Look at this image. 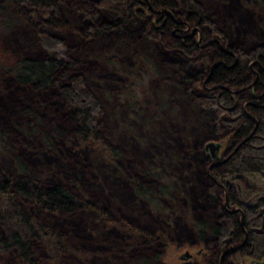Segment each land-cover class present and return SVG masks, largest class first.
<instances>
[{"label":"rangeland","instance_id":"obj_1","mask_svg":"<svg viewBox=\"0 0 264 264\" xmlns=\"http://www.w3.org/2000/svg\"><path fill=\"white\" fill-rule=\"evenodd\" d=\"M201 1L227 43L239 53L264 42L260 16L251 1ZM10 6L14 14L32 18L11 28L0 25V66L15 57H42V37H60L76 61L60 84L83 83L95 93L102 142L119 146L121 151L114 161L109 160L95 144L75 135L60 87L35 90L0 72L4 140L0 139V181L15 171L18 156L39 181L64 184L88 203L72 216L54 218L66 243L58 256L52 250L47 258L45 248L32 238L35 259L40 264H140L158 253L155 263L204 264L216 242L211 233L198 240L189 219L210 216L222 220L227 213L223 188L210 184L213 178L204 146L207 141H220L221 151L235 147L233 130L221 121L224 113L216 106L206 108L209 101L200 83L208 55L185 62L182 54L154 35L155 21L136 14L101 33H86L90 24L118 18L121 10L117 6L85 7L64 0L60 5L63 22L58 26L43 24L47 8L35 11L25 2ZM192 64L199 68L198 78L190 76ZM253 94L246 88L241 96L248 100ZM134 177L157 181L155 185L169 186L173 180V197L167 192L160 199L155 197L163 210L137 195ZM231 180L240 187L243 200L253 204L264 197L260 174L241 172ZM20 203L30 214L43 216L27 201ZM3 232L0 225V236ZM229 263L254 264L237 253ZM0 264L23 263L10 250L0 252Z\"/></svg>","mask_w":264,"mask_h":264},{"label":"trees","instance_id":"obj_2","mask_svg":"<svg viewBox=\"0 0 264 264\" xmlns=\"http://www.w3.org/2000/svg\"><path fill=\"white\" fill-rule=\"evenodd\" d=\"M64 0H0V25L4 28H11L13 25L22 24L23 21H30V14L17 15L12 11L11 4L25 2L29 8L35 11L39 8H47V18L43 24L58 26L63 22L60 12V5ZM84 4L85 7H99L101 4L117 6L121 10L119 17L111 20H102L99 23L90 24L87 34H98L102 30L112 28L126 22L133 14L138 18L146 17L148 21H155L154 35L159 36L166 42L170 50L182 54L187 61L199 54L208 55L207 67L203 78L213 65L212 74L207 85L223 86L216 87L215 91H204V97L208 99L207 109L224 113L221 121L233 130L232 134L236 141V147L229 158L210 169L212 178L219 181L223 173H256L264 175V107L255 108L249 106L248 112L257 118L255 124L252 118L245 116L242 103L246 99L241 96L242 92L232 93L241 86H248L253 80L255 73H259L258 81L252 84V88L258 92H263L259 101L264 102V42L247 48L245 51H238L234 45L228 44L222 31L217 29L209 12L205 9L201 0H74ZM259 13L260 26L264 29V0H249ZM109 3V4H108ZM155 9H167L178 13L176 16L184 18L187 22L198 25L202 31V36L211 39L212 35H218L220 42L232 51L237 52V61H233L232 55L221 53L218 50L217 42L212 41L208 47L198 48L192 40L181 39L171 33L175 26L169 17L162 14L163 19L157 18L149 7ZM40 46L44 49L42 57H15L9 64H2L0 72L9 73L15 82L21 85H30L32 89H47V87H60L66 103L70 108L69 120L75 126L74 133L82 141L91 142L102 153V156L109 160H115L120 154L119 146L102 142L101 127L99 125L100 109L93 91L77 82L69 85L60 84L59 80L65 76L69 68L76 62L63 47L60 37L45 35L40 40ZM211 50L205 53V50ZM243 52V53H242ZM221 55V56H220ZM199 58V57H198ZM202 58V56H200ZM176 64L183 68L181 61ZM186 63V64H187ZM190 76L198 78L196 75L199 68L192 64ZM191 77V78H192ZM248 88V87H247ZM0 139L3 140L2 132ZM4 141V140H3ZM2 141V142H3ZM6 142V141H5ZM4 142V144H5ZM15 171L7 176V179L0 181V225L4 229L0 236V252L15 251L18 260L23 264H40L34 257L35 250L31 240L36 239L46 250V257L50 258V252L55 250L58 254L64 250L65 242L63 234L55 227L54 218L63 219L72 216L75 211L82 209L88 204L83 198L73 193L66 185L48 184L39 181L28 172L24 163L17 156L14 159ZM161 173V172H160ZM160 173H155L160 178ZM147 174V173H145ZM148 176H153L148 174ZM155 177V176H154ZM156 177V178H157ZM133 179V189L138 196L145 197L148 201L158 202L163 193H168L173 197L174 182L168 185H155V182H147L136 177ZM213 179V180H214ZM153 180V179H152ZM151 180V181H152ZM159 180V179H158ZM210 184L216 187L214 181ZM166 190H165V189ZM218 188V187H216ZM27 201L37 208L42 217L30 214L20 203ZM218 203V202H217ZM158 204V203H157ZM164 209L160 204L157 206ZM243 225L240 226L238 213H226L222 220L207 218L189 219L192 230L197 239H203L206 234H212L215 239V246L211 257L206 259L204 264H218L217 258L222 250L240 243V246L230 252L222 254L221 264H230L233 254L248 258H259L264 256V197H259L253 206H242ZM189 213V212H188ZM220 218V217H219ZM246 230V233L244 230ZM152 236V234H150ZM46 237V238H45ZM49 238V239H48ZM54 248V249H53ZM53 254V253H52ZM55 257V256H54ZM152 260L144 259L140 264H154L158 260V253ZM155 264H165L159 261ZM188 264V263H187ZM189 264H198L191 262Z\"/></svg>","mask_w":264,"mask_h":264},{"label":"flooded vegetation","instance_id":"obj_3","mask_svg":"<svg viewBox=\"0 0 264 264\" xmlns=\"http://www.w3.org/2000/svg\"><path fill=\"white\" fill-rule=\"evenodd\" d=\"M149 7V6H148ZM149 10L153 12V15L159 19H163L162 14H165V17H169L170 20L173 22V24L175 25L172 30L171 33H173L176 37H180L181 39H185V40H192V43H194L198 48H205L208 47L210 44H212V41L217 42L218 45V50L221 53H226L229 55H232L233 57V61L236 62L237 61V52L232 51V49H229L227 46L223 45L222 42H220L219 38L216 35H212L211 39L207 38L206 36H202V31L200 29V27L198 25H194L191 22H187L184 18L181 17H176L178 15V13H174L171 11H168L167 9H155L153 10L152 8L149 7ZM220 32L221 30L219 28H217ZM221 56V55H220ZM217 62H221V64L223 66H225L223 64V61L221 59H218L216 61H214L213 65H211L209 67L208 72L206 73L205 77L203 78L202 82L200 83V87L204 88V91H215L216 87H223V86H212V85H207V82H209L208 80H210L211 74H212V69L214 67V65L217 64ZM255 76L253 78V80L251 81L250 84H248V86H241L240 88H238L237 90L232 89L231 92L232 93H237V92H242L244 91L247 87L251 88L255 94L250 95L251 97L246 100L244 103H242V109L243 112L245 114L246 117H250L253 119L254 123H257V118L254 117L252 114H250L248 112L249 110V106L251 107H255V108H263L264 107V102L263 101H259L261 94H263V92H258L256 90H254L252 88V84H254L256 81H258V76L259 73L254 71ZM261 93V94H260ZM205 112H207V110L203 111V115H205ZM212 115V114H211ZM212 118V116H211ZM233 136V134H232ZM233 141L235 140L234 136L232 137ZM216 142V141H213ZM220 143L219 148L217 150V154L218 157H213L211 155H209V149L205 148L206 150L205 154L207 159L209 160V171L212 168H216L218 167V165H221V163H223L224 161H226L229 156L233 153L235 147H236V141L233 142L234 146L232 149H230L231 146H228L227 148H224L221 151V147L223 146V142L217 141ZM216 142V143H217ZM207 143V142H206ZM241 173V171H240ZM240 173H223V177L220 178L219 181H216L214 178V182L217 186H221L224 190V194H223V203H224V207L226 208L228 213H238V219L240 221V226L242 228L243 225V209L242 206H253V204H251L249 201L243 200L241 198V193H240V187L237 185H234V183L232 184V178L234 177H238L240 175ZM253 173V172H252ZM211 176V174H210ZM262 177L264 178V175H262ZM244 230V229H242ZM244 232L246 233V230H244ZM240 246V243L237 245H233L232 247H227L224 248L221 252V254L218 256L217 258V262L218 264H221L222 261V254L224 252H230L233 251L234 249H236L237 247ZM264 257V256H263ZM252 260V261H251ZM264 260V258L259 257V258H249L250 263H254V264H261L260 261Z\"/></svg>","mask_w":264,"mask_h":264},{"label":"water","instance_id":"obj_4","mask_svg":"<svg viewBox=\"0 0 264 264\" xmlns=\"http://www.w3.org/2000/svg\"><path fill=\"white\" fill-rule=\"evenodd\" d=\"M220 143L219 142H213V141H207L205 148L209 149V155L213 157H218L217 150L219 148ZM186 256H189L187 252H185ZM252 261V260H251ZM261 264H264V260L260 261Z\"/></svg>","mask_w":264,"mask_h":264}]
</instances>
